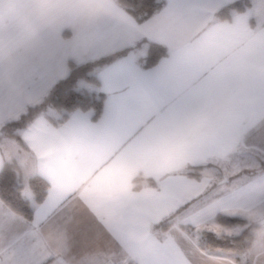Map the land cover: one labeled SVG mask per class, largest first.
<instances>
[{
  "label": "snow or ice",
  "instance_id": "snow-or-ice-1",
  "mask_svg": "<svg viewBox=\"0 0 264 264\" xmlns=\"http://www.w3.org/2000/svg\"><path fill=\"white\" fill-rule=\"evenodd\" d=\"M221 3L156 0L150 9L123 0L120 19L75 29L70 40L60 26L40 24L32 36L0 15V135L50 145L42 156L87 152L115 169L99 184L43 168L51 187L31 220L0 201V264L242 257L252 243L249 217L264 219V2L253 10L255 30L247 16L218 21ZM145 36L170 53L150 72L135 64L142 51L124 54ZM68 57L109 61L97 123L79 112L50 119L61 117L45 98ZM166 145L176 147L164 153Z\"/></svg>",
  "mask_w": 264,
  "mask_h": 264
},
{
  "label": "clouds",
  "instance_id": "clouds-1",
  "mask_svg": "<svg viewBox=\"0 0 264 264\" xmlns=\"http://www.w3.org/2000/svg\"><path fill=\"white\" fill-rule=\"evenodd\" d=\"M123 0H0V15L12 19L23 32L34 36L37 27L44 24L72 30L88 27L102 19L118 20L126 14ZM173 145L162 148L167 153ZM46 143L22 145L13 137L0 135V171L11 167L17 174L29 177L41 173L43 168L55 166L58 175L65 180L86 179L99 184L109 182L115 169L109 160L103 167L90 153L76 152L66 155L51 153ZM139 169L135 175H138ZM137 181L133 179L135 185ZM252 243L244 250L235 264H264V219L257 215L249 217Z\"/></svg>",
  "mask_w": 264,
  "mask_h": 264
},
{
  "label": "trees",
  "instance_id": "trees-1",
  "mask_svg": "<svg viewBox=\"0 0 264 264\" xmlns=\"http://www.w3.org/2000/svg\"><path fill=\"white\" fill-rule=\"evenodd\" d=\"M132 3H139L141 0H131ZM146 5L154 6L156 0H143ZM247 0H235L228 3L216 12L220 20H229L232 12H243ZM142 43L146 44L144 56L139 58V65L142 69L151 68L167 57L168 49L164 44L156 41L141 39L135 45L125 50V55L135 52ZM108 60L104 58L86 60L80 63L68 62L67 73L58 79L52 86L50 98L45 107L49 105L54 108L61 119L57 121L50 117L54 125L65 122L75 110H91V120L96 121L102 111L104 93L100 89V82L97 70L107 66ZM27 187L31 193V201L23 193L22 175L17 174L10 166L0 171V200L13 211L31 220L33 216V205L40 204L46 197L49 190L48 181L39 174L27 178ZM211 238L212 234H207ZM206 240L202 238V244Z\"/></svg>",
  "mask_w": 264,
  "mask_h": 264
},
{
  "label": "crops",
  "instance_id": "crops-1",
  "mask_svg": "<svg viewBox=\"0 0 264 264\" xmlns=\"http://www.w3.org/2000/svg\"><path fill=\"white\" fill-rule=\"evenodd\" d=\"M233 1H235V0H222V3L220 4V7L219 8H221L222 6H224V5H226V4H228V3H231V2H233ZM261 2H264V0H247V5H246V7H245V9H244V11L243 12H232V14H231V17H230V19L227 21V20H220V19H218V21H220V22H226V23H229V24H231V23H233L234 22V20H235V18L237 17V16H247L248 17V24H249V27L251 28V29H253V30H255L256 28H257V26H258V24L260 23V18L258 17V16H256L255 15V13H254V9H256L258 6H259V4L261 3ZM218 8V9H219ZM217 9V10H218ZM217 12V11H216ZM215 15H216V13H215ZM61 38L62 39H65V40H70L72 37H73V35H74V32H73V30L71 29V28H64V29H62L61 30ZM143 38H145V39H147V40H151V41H156V40H152V39H150V38H148V37H141L140 38V40L141 39H143ZM140 40H138V41H140ZM137 41V42H138ZM136 42V43H137ZM156 42H159V41H156ZM160 43V42H159ZM166 46V45H165ZM167 47V46H166ZM168 49V48H167ZM138 51H142L143 52V55H137L136 56V59H135V64H136V66L141 70V71H143V72H150L153 68H155V67H157L159 64H160V62L162 61V60H164V59H167L168 57H169V55H170V53H169V49H168V55H167V57H165L164 59H162L157 65H155V66H153V67H151V68H147V69H142L141 67H140V65H139V63H140V61H139V58H141L142 56H144V54H145V52H146V44L145 43H142L141 45H140V47H138V49L135 51V52H138ZM134 51L133 52H129V53H135ZM129 53H127L126 55H128ZM125 55V56H126ZM89 60V59H88ZM69 61H71V62H74V63H80V62H83V61H86V60H83V61H78L75 57H68L67 59H66V61H65V66H66V72H65V74L67 73V70H68V62ZM108 66V65H107ZM107 66H105V67H102V68H100V69H98L97 70V76H98V79H99V82H100V89H101V91L104 93V95H105V97H104V103H103V111H102V113H101V115H100V117L96 120V121H92L91 120V115H92V111L91 110H87V111H81V110H75V111H73L72 113H71V115L69 116V118L68 119H70L71 118V116L74 114V113H76V112H79V113H82V114H85V115H89V119H90V122L91 123H97V122H99V120L102 118V116L104 115V112H105V109H106V106H107V102H108V99H109V94L104 90V81H103V79H102V72L104 71V69L107 67ZM52 88V87H51ZM51 88H50V90H49V93H50V91H51ZM67 119V120H68ZM66 120V121H67ZM37 174H39V175H41L43 178H45L47 181H48V183H49V190H50V187H51V184H50V181H49V179L47 178V176H45V175H43V174H41V173H37ZM49 190H48V192H47V195H46V197H45V199L40 203V204H42V203H44L45 202V200L47 199V197H48V195H49ZM28 196L30 197V201H31V199H32V196H31V193L29 192V189H28ZM1 201V200H0ZM38 205V204H37ZM34 213H35V207H34V205H33V216H34ZM33 216H32V218H33Z\"/></svg>",
  "mask_w": 264,
  "mask_h": 264
},
{
  "label": "rangeland",
  "instance_id": "rangeland-1",
  "mask_svg": "<svg viewBox=\"0 0 264 264\" xmlns=\"http://www.w3.org/2000/svg\"><path fill=\"white\" fill-rule=\"evenodd\" d=\"M49 98H50V93H48L47 97L45 98V103H46V104L48 103ZM47 108H50V109L52 110L53 113H57V114H59V112H57L54 108L50 107L49 105L46 106V109H47ZM27 178H28V177H24V176L22 175V180H23V193H24V195H26V197H27L28 199H30V197L28 196ZM26 189H27V191H26Z\"/></svg>",
  "mask_w": 264,
  "mask_h": 264
}]
</instances>
